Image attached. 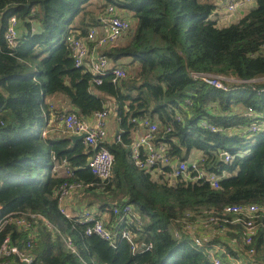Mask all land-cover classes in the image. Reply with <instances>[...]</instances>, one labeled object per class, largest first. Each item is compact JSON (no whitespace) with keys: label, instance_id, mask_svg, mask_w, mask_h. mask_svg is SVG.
Here are the masks:
<instances>
[{"label":"trees","instance_id":"16d2710c","mask_svg":"<svg viewBox=\"0 0 264 264\" xmlns=\"http://www.w3.org/2000/svg\"><path fill=\"white\" fill-rule=\"evenodd\" d=\"M110 6L132 28L100 53L127 76L114 83L108 72L95 85L90 72L75 67L67 37L101 28ZM215 10L210 0H0V219L36 214L59 231L37 222L32 264H213L189 237H175L180 229L175 221L186 213L220 216L229 205H264V132L244 131L249 107L264 113L259 92L264 84L257 85L259 91L232 84L224 92L191 77L203 72L241 81L264 78V0L233 23L221 22ZM14 16L21 24L12 48L5 33ZM55 97L74 109L53 104ZM109 99L121 135L118 143L103 144L115 165L112 178L102 182L88 168L93 149L55 123L60 127L70 113L87 121ZM143 119L159 124L155 143L165 145L174 162L199 157L203 169L220 176V188L203 180H171L165 174L171 168L139 169L131 146ZM203 122L220 131L203 128ZM224 152L233 157L230 162L221 160ZM57 168L71 175L59 176ZM65 183L93 191L91 204L114 223L115 204L133 205L140 219L128 224L120 216L119 226H110L112 241L87 236L92 223L69 220L59 210L58 192ZM234 228L242 239L241 225ZM123 229L134 236L135 250L122 238ZM3 235L22 249L29 242L15 225ZM64 236L73 239L79 255L66 247ZM149 244L153 249L145 251ZM253 246L264 260V218ZM10 264L25 263L13 257Z\"/></svg>","mask_w":264,"mask_h":264},{"label":"built area","instance_id":"2783aa9c","mask_svg":"<svg viewBox=\"0 0 264 264\" xmlns=\"http://www.w3.org/2000/svg\"><path fill=\"white\" fill-rule=\"evenodd\" d=\"M255 2L256 0H218L215 14L221 22L233 23L238 12H246ZM102 21L105 29L102 34L94 28L85 37L81 38L74 35L67 37L75 67L83 68L86 72H90L93 75L95 85H101L103 82L102 78L108 72L112 73L114 83L127 76V72L123 68L111 65L109 59L104 55L97 54L90 58L91 44H94L95 49L100 50L105 46L116 43L119 39L126 36L132 28L130 21L123 18L113 6L107 8L106 15ZM20 24V21L15 16L9 19L5 38L12 48H15L18 44ZM191 77L195 81L224 92H229L231 86H233L232 84H247L252 87L253 91H259L257 85L264 84V78L241 81L203 72H191ZM259 92L264 93V89ZM112 110L113 108L107 106L103 111L96 113L92 124L81 120L75 113H70L62 119L64 129L70 136L86 134L84 143L91 147L94 152L88 160V168L102 182H108L112 178L115 165V156L106 147H103L104 140L107 137V121ZM244 116L250 120V124L244 131L251 134L264 132V113H258L252 107H249L245 111ZM138 124L145 131L137 141L133 140L131 154L132 160L139 169L152 171L154 169L164 170L171 168L170 172H165L171 180H203L209 182L214 189L220 188V176L203 169L199 160L174 162L168 154L167 147L163 144L155 143L156 134L159 131L157 122L143 119ZM201 126L212 132L220 131L206 122H203ZM223 154H225L224 160L226 162H230L233 159L229 152H224ZM62 174L70 176L71 172L64 168ZM82 187L81 183H65L59 189V210L69 220H75V217L69 212L67 201L71 198L74 191ZM111 211L115 217V223L106 218V216L110 217V214L98 217L92 210L87 209L83 212L78 219L79 222L93 224L92 227L90 226L87 229V236L96 234L107 241H112L113 234L110 226L118 227L120 216H124L128 224L140 219L135 207L130 204L124 206L115 204ZM262 218H264V205L262 204L229 205L225 207L224 213L220 216L209 215L204 217L186 213L185 216L175 221L180 225V229L175 230V237L178 239H181L184 235L189 237L193 241L194 246L203 250L213 264H264L263 259L256 257V249L253 246V239L258 234ZM39 220H42L50 230L59 232L54 230V227L44 217L36 214L23 216L10 214L0 219V264H10V259L13 257L18 258L25 264L33 263L34 257L30 251L39 232L36 225ZM9 225H15L28 234L29 242L26 247L22 249L12 242L9 235H3ZM240 225L243 230V238L241 239L243 243L242 255L231 252L226 244L231 240L230 236L232 233L238 234L234 227ZM122 238L127 239L133 245V249H136L137 246L133 243L134 236L128 229L122 230ZM63 241L69 250L79 255L71 237L64 236ZM143 246L145 251L153 249V244Z\"/></svg>","mask_w":264,"mask_h":264},{"label":"crops","instance_id":"0c3cea01","mask_svg":"<svg viewBox=\"0 0 264 264\" xmlns=\"http://www.w3.org/2000/svg\"><path fill=\"white\" fill-rule=\"evenodd\" d=\"M217 1L218 0L213 1L215 3V5L217 4ZM243 14H244L243 11L238 12V14H236V17L234 19V22H237L239 20V18L242 17ZM97 30L100 34L104 33V31H105L104 25ZM97 54L102 55L100 53V50L95 49L94 44H91L90 45V58H93L92 56H96ZM112 64L113 63L111 62V65ZM50 101L53 104H64L63 107L66 110H73L74 109L71 106V104L69 102H66L63 98L55 97V98H52ZM111 104H112V102L108 101L107 106H111ZM113 113L116 114V112L112 110V112H110V117L108 118V121H107V137L104 140V143H107V144L118 143L120 141L121 131L119 129V123L117 121V117H116L115 124L112 122L111 117H112ZM52 120H53V118H52ZM93 121H94V118L91 117L86 122L92 124ZM50 123H53V122L51 121ZM55 126L57 128L64 130V126L62 124V121L60 122V127L57 124ZM61 126H63V127H61ZM144 131H145L144 128L138 124L136 131L133 134V140L137 141V139L142 134H144ZM118 132L120 133L119 138H117ZM61 173H63V170H61L60 168H57L56 174L61 176ZM93 196H94V192L93 191H87V189L85 187H82L81 189H78V190L73 192L71 198H69L67 201V208H68L69 212L75 217L74 218L75 220H78L81 217V215L83 214V212L87 209L92 210L95 213V215L98 217L102 216V215L109 214L106 211H101L97 207L96 204H94V203L91 204ZM106 218L108 220H110L109 216H106ZM230 237H231L230 238L231 240L229 241V243H226L227 246L229 247L230 251L233 253H237V254L242 255L243 243L241 241V238L238 237V235L235 233H233V235Z\"/></svg>","mask_w":264,"mask_h":264},{"label":"rangeland","instance_id":"374dc122","mask_svg":"<svg viewBox=\"0 0 264 264\" xmlns=\"http://www.w3.org/2000/svg\"><path fill=\"white\" fill-rule=\"evenodd\" d=\"M210 1H214V0H210ZM91 10H93V9H96L94 6L93 7H91L90 8ZM106 20V19H105ZM127 35V34H126ZM108 101H111L112 102V104H111V106H112V108L115 110V104H114V101L113 100H108ZM108 101H107V103H108ZM112 122L115 124V122H116V114L115 113H113V115H112ZM55 125H56V123H55ZM252 136V135H251ZM197 159H199V157H197L196 159H194V160H197ZM231 175H235L236 174V172H231L230 173ZM230 174H228V176L230 175Z\"/></svg>","mask_w":264,"mask_h":264},{"label":"water","instance_id":"95a60500","mask_svg":"<svg viewBox=\"0 0 264 264\" xmlns=\"http://www.w3.org/2000/svg\"><path fill=\"white\" fill-rule=\"evenodd\" d=\"M120 133H117V138H119ZM86 137V134L80 135V136H72V140L78 141V140H84ZM225 159V154L221 155V160L223 161Z\"/></svg>","mask_w":264,"mask_h":264}]
</instances>
